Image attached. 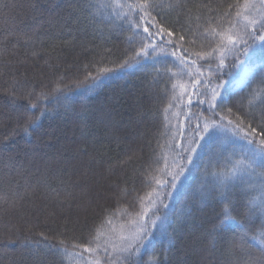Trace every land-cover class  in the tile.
I'll return each mask as SVG.
<instances>
[{"label": "trees", "instance_id": "trees-1", "mask_svg": "<svg viewBox=\"0 0 264 264\" xmlns=\"http://www.w3.org/2000/svg\"><path fill=\"white\" fill-rule=\"evenodd\" d=\"M261 1L264 7V0L250 3L256 6ZM127 2L131 0H0V264L95 260L83 247L97 229L103 240L111 231L133 229L134 222L152 229L153 221L155 247L142 249L126 264L264 260L255 244L233 246L231 231L209 235L219 192L201 200V191H207L211 180L204 175L207 149L192 142L189 127L190 118L194 125V116L201 115L203 106L197 101L204 97L196 95L193 81L178 68L172 69L177 75L170 79L157 75L151 64L121 67L132 47L138 50L130 44L136 39L133 31L117 14ZM154 2L159 22L192 53L202 50L194 33L219 30L218 26L227 30L244 4V0ZM249 57H230L219 71L215 63L211 69L206 66L202 70L211 83L199 91H218L230 84ZM253 58L262 65L242 89L225 94L245 123L249 120L243 112L251 110L249 93L264 87L260 84L264 57ZM98 75L102 80L94 84L92 78ZM182 86L183 95L178 91ZM29 103L36 109L25 111ZM259 111L254 109L257 115ZM35 117L39 119L26 134L24 127ZM190 147L196 148L191 153L194 163L177 178V191L157 184L171 183ZM246 180L229 193L237 203L247 204L257 196L264 177ZM153 201L155 206L150 207ZM251 220L250 236L262 230L264 217L257 210ZM63 247L83 253V258L57 251ZM99 258L101 264H111L105 253Z\"/></svg>", "mask_w": 264, "mask_h": 264}, {"label": "snow or ice", "instance_id": "snow-or-ice-1", "mask_svg": "<svg viewBox=\"0 0 264 264\" xmlns=\"http://www.w3.org/2000/svg\"><path fill=\"white\" fill-rule=\"evenodd\" d=\"M120 7L122 12L117 14H122L123 20L136 38L130 40V44L138 46V50L132 47L131 53L123 61L121 67L151 64L157 75L166 74L170 79L177 75L172 69L178 68L181 75H187L193 81L191 86L197 90L196 95L204 97L197 101L198 106H203L201 115L194 116L196 121L194 125L190 118L189 127L192 142L207 149L204 175L211 177V180L207 184V191H201V200L207 199L213 191L218 190L219 192V208L215 214V222L208 230L209 235L231 231L235 234L232 241L233 246L243 249L245 245L255 244L264 256V221H262V230L259 233L249 235L253 231L252 215L258 210L260 216L264 217V181L258 185L259 194L248 199L247 204L237 203L229 195L233 188L246 183V178L253 175L264 177V87L254 89L249 93L248 106L251 110L243 112L249 120L248 123L235 115L233 107L236 105L229 106L232 104L229 95H221L216 88H211L206 92L199 91L200 88H207L211 83L202 70L206 66L211 69V65L215 63L216 70L219 71L225 66L226 60L236 57L237 54L246 56L259 54L264 57V18L253 15L255 5L251 4L250 0H244L243 6L235 12V20L229 21L227 30L223 26H218L219 30L205 29L203 33L193 34L201 40L202 50L192 53L183 44L177 43L174 39L175 32L171 28H166L159 22L157 19L158 5L154 0H131ZM179 40L183 41L184 36L181 35ZM198 61L204 63H198ZM104 71L111 72L112 70ZM92 79L94 84L102 80L99 75ZM260 84L264 85V77L261 78ZM175 87L176 85H173V88ZM189 104H192L190 97ZM36 107L35 103H29L24 110L33 111ZM256 107L260 108L258 115L254 112ZM237 111L242 112L243 110L237 108ZM38 119L39 117H35L24 127L26 134L29 132V127ZM185 151L189 153L184 158L186 163L177 165L179 171L172 176L171 183L165 180L161 184L157 180V184L161 187L169 185L173 191H177L176 180L184 174L186 168L193 165L191 153L195 152L196 148L190 147ZM213 166L219 170L209 171ZM257 169L261 171L257 173ZM168 195L171 196L172 192ZM150 198L151 194H149ZM154 206L153 201L150 207ZM163 206L167 207V205ZM148 211L149 209L146 208L143 215L146 216ZM233 213L241 215L242 219H237ZM152 223L155 226V221ZM102 236L103 233L97 229L95 235L83 247V252L96 257L91 264H101L98 255L100 252L107 255L111 264H126L142 249L154 248L157 243L148 226L140 222H134V228L131 230L122 229L117 236L106 237L103 240ZM169 243H171L170 240ZM72 247L80 246L73 244ZM57 251L65 256L83 258V253L69 252L67 247L57 249ZM113 254H116L114 258ZM250 259L251 264H264V260L257 262L254 258ZM149 264H158V261H150Z\"/></svg>", "mask_w": 264, "mask_h": 264}, {"label": "rangeland", "instance_id": "rangeland-1", "mask_svg": "<svg viewBox=\"0 0 264 264\" xmlns=\"http://www.w3.org/2000/svg\"><path fill=\"white\" fill-rule=\"evenodd\" d=\"M257 8V9H255ZM264 7L262 6V1L258 3V5H256L253 9V15L257 16L258 18H262V15H264ZM263 12V13H262ZM262 65V62L258 59H254L253 56H250L247 60H245V62L243 63L241 70L239 72V74L237 75V77L235 78V80H233L230 84H227L226 86H221L218 89V92L221 93V95H225L228 93H232L235 91H238L240 89H242L248 82V80L250 79V77L254 74V72L257 70V68L259 66ZM179 93H181L182 95L184 94V87H180L178 88ZM162 224V223H161ZM160 224V225H161ZM132 226L124 229L125 231L131 230ZM116 230L114 232H109L107 237H114L120 234L121 230ZM151 233L152 231L155 230V226L152 225V229L150 228ZM103 252H100L98 255L100 256V254ZM116 255V254H113ZM91 258H94V255H90ZM94 260H90V261H84L80 264H91V262Z\"/></svg>", "mask_w": 264, "mask_h": 264}]
</instances>
